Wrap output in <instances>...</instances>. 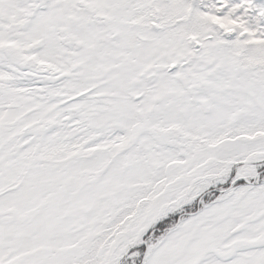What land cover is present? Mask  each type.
<instances>
[{"label": "snow or ice", "instance_id": "obj_1", "mask_svg": "<svg viewBox=\"0 0 264 264\" xmlns=\"http://www.w3.org/2000/svg\"><path fill=\"white\" fill-rule=\"evenodd\" d=\"M0 264H264V0H0Z\"/></svg>", "mask_w": 264, "mask_h": 264}]
</instances>
